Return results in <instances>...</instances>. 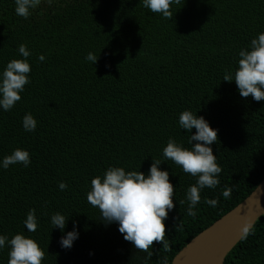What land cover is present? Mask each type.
<instances>
[{"label":"trees","instance_id":"trees-1","mask_svg":"<svg viewBox=\"0 0 264 264\" xmlns=\"http://www.w3.org/2000/svg\"><path fill=\"white\" fill-rule=\"evenodd\" d=\"M14 8V0H0V70L21 58L17 47L24 43L31 83L10 111L0 110V158L21 148L31 163L0 168V234L34 238L45 252L42 264H160L164 257L171 264L262 181L264 101L241 97L235 82L222 77L237 67L238 51L264 32V0H180L171 19L140 0H41L27 19ZM88 52L99 56L94 65L85 60ZM186 109L218 130L211 147L222 169L219 184L201 190L195 218L186 215L187 201H178L196 177L162 156L170 136L191 147L178 125ZM25 113L36 119L35 131L22 128ZM152 159L169 172L174 208L165 220L169 249L154 241L149 258L123 239L116 223L101 221L86 193L108 166L147 173ZM205 197L216 198V207ZM29 209L38 218L31 233L23 224ZM55 212L69 217L65 231L77 224L70 249L60 247L62 233L52 229ZM253 229L224 264H264V216ZM8 250L0 251V264H7Z\"/></svg>","mask_w":264,"mask_h":264},{"label":"clouds","instance_id":"clouds-1","mask_svg":"<svg viewBox=\"0 0 264 264\" xmlns=\"http://www.w3.org/2000/svg\"><path fill=\"white\" fill-rule=\"evenodd\" d=\"M47 2L51 4L52 0ZM140 2L152 13H159L163 18L171 19V6L178 4L180 0ZM40 3L41 0H14L15 14L27 19ZM17 52L21 58L9 60L3 70H0V110L5 112L10 111L16 102L21 100L20 94L25 90L24 86L31 83L28 76L31 68L27 59L30 50L21 43L17 47ZM237 56V67L234 71L225 69L222 80L234 81L241 97L251 95L254 101H264V32L254 36L246 47L238 51ZM98 57L88 52L85 60L94 65ZM37 60L44 61L45 56L40 54ZM21 124L25 131L32 132L36 129L37 121L31 113H25ZM178 125L180 129L187 130V143L191 147L185 148L170 136L162 149V156L164 161L171 160L179 165L183 172L196 177L195 183L188 186L185 198L178 201L179 204L187 201L186 215L195 218L198 212L196 205L201 200V190L215 188L219 184L218 176L222 169L216 162L217 158L211 147L218 139V130L212 128L203 116L188 109L179 114ZM30 163V153L27 149L16 148L0 158V168L3 169L15 164L28 167ZM161 163L160 159H152L147 173L126 171L124 167L110 165L102 175L91 179L90 190L86 193L87 202L98 208L101 221L105 224L116 223L118 231L123 234V239L130 242L135 249L146 252L149 258L153 255L154 241L162 243L165 251L169 249L168 240L165 238V220L174 208V186L169 180V172L160 168ZM57 187L63 191L67 185L60 181ZM221 195L225 199L229 198L231 188L225 186ZM203 203L215 208L218 201L216 198L205 197ZM68 218L60 212L50 216L52 229L58 228L62 233L58 243L65 249H70L79 237L75 221L72 223V229L65 231ZM37 221L35 210L29 209L23 220L28 232L36 231ZM179 226L177 224L176 228ZM253 230V221L245 219L240 227V238L247 237ZM6 246L9 249L7 264H42L45 257L39 243L22 232L16 233L10 239L7 235L0 234V251ZM160 264L169 262L164 257Z\"/></svg>","mask_w":264,"mask_h":264},{"label":"water","instance_id":"water-1","mask_svg":"<svg viewBox=\"0 0 264 264\" xmlns=\"http://www.w3.org/2000/svg\"><path fill=\"white\" fill-rule=\"evenodd\" d=\"M264 216V178L236 207L193 237L171 264H224L232 249L242 240L240 227L245 219L253 226Z\"/></svg>","mask_w":264,"mask_h":264}]
</instances>
